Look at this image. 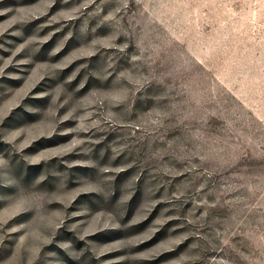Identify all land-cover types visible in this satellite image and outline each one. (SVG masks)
<instances>
[{"label":"rangeland","instance_id":"374dc122","mask_svg":"<svg viewBox=\"0 0 264 264\" xmlns=\"http://www.w3.org/2000/svg\"><path fill=\"white\" fill-rule=\"evenodd\" d=\"M0 264H264V0H0Z\"/></svg>","mask_w":264,"mask_h":264}]
</instances>
